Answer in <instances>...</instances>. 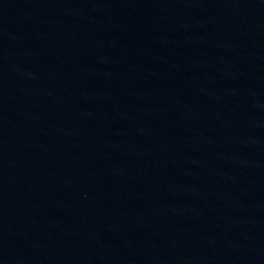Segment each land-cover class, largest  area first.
Here are the masks:
<instances>
[{"label": "water", "instance_id": "water-1", "mask_svg": "<svg viewBox=\"0 0 264 264\" xmlns=\"http://www.w3.org/2000/svg\"><path fill=\"white\" fill-rule=\"evenodd\" d=\"M0 264H264V0H0Z\"/></svg>", "mask_w": 264, "mask_h": 264}]
</instances>
